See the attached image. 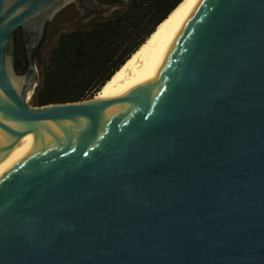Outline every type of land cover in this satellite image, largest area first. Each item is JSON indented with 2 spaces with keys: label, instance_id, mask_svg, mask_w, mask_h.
Listing matches in <instances>:
<instances>
[{
  "label": "water",
  "instance_id": "water-1",
  "mask_svg": "<svg viewBox=\"0 0 264 264\" xmlns=\"http://www.w3.org/2000/svg\"><path fill=\"white\" fill-rule=\"evenodd\" d=\"M72 1L0 0V264H264V0H191L94 98L33 106Z\"/></svg>",
  "mask_w": 264,
  "mask_h": 264
},
{
  "label": "trees",
  "instance_id": "trees-1",
  "mask_svg": "<svg viewBox=\"0 0 264 264\" xmlns=\"http://www.w3.org/2000/svg\"><path fill=\"white\" fill-rule=\"evenodd\" d=\"M181 1L129 0L113 17L87 29L62 33L39 72L30 104L94 98Z\"/></svg>",
  "mask_w": 264,
  "mask_h": 264
},
{
  "label": "rangeland",
  "instance_id": "rangeland-1",
  "mask_svg": "<svg viewBox=\"0 0 264 264\" xmlns=\"http://www.w3.org/2000/svg\"><path fill=\"white\" fill-rule=\"evenodd\" d=\"M83 1L88 6L87 8L80 7L76 2H72L71 4L67 5L64 9L60 10L52 19V21L47 24L45 28V35L40 45L39 53L36 60L38 72H40L41 68L46 65L51 51L56 45L61 33L82 27L83 25H85L84 21L86 19H89L90 22H94L98 19H105L110 16L113 17V15H115L119 10L126 7L129 0H125L127 3L124 4L122 8H118V6L115 10L109 11L107 13V16L103 15V9L97 11L96 3L88 2L87 0ZM93 12H96V15H91V13ZM100 13L102 14L100 15ZM32 96L33 94L29 97V102L32 100Z\"/></svg>",
  "mask_w": 264,
  "mask_h": 264
},
{
  "label": "bare ground",
  "instance_id": "bare-ground-1",
  "mask_svg": "<svg viewBox=\"0 0 264 264\" xmlns=\"http://www.w3.org/2000/svg\"><path fill=\"white\" fill-rule=\"evenodd\" d=\"M191 0H182L170 13L169 15L156 27L153 33L147 38V40L141 44V46L130 56V58L146 43L148 42L162 27H164L179 11H181ZM128 58L126 62L130 59ZM125 62V63H126ZM124 63V64H125ZM123 64V65H124ZM122 65V66H123ZM121 66V67H122ZM120 67V68H121ZM119 68V69H120ZM118 69V70H119ZM117 70V71H118ZM37 142V134L29 133L25 135L19 144L9 154V166H12L19 161L25 154H27Z\"/></svg>",
  "mask_w": 264,
  "mask_h": 264
},
{
  "label": "flooded vegetation",
  "instance_id": "flooded-vegetation-1",
  "mask_svg": "<svg viewBox=\"0 0 264 264\" xmlns=\"http://www.w3.org/2000/svg\"><path fill=\"white\" fill-rule=\"evenodd\" d=\"M88 2H94V3H96L97 4V11H99V10H102L103 9V15L104 16H107V13L109 12V11H113V10H115L118 6V8H122V6H124V4H126L127 2V0L125 1V0H87ZM125 1V2H124ZM72 2H76L80 7H88L86 4H85V2L83 1V0H74V1H72ZM72 2H70V3H68L67 5H69V4H71ZM67 5H65L63 8H61L60 10H62V9H64ZM121 6V7H120ZM85 9V8H84ZM60 10H58L56 13H55V15L60 11ZM96 11V12H97ZM96 12H93V13H91V15H96ZM102 13H100V15H101ZM55 15L53 16V18L55 17ZM111 17V16H110ZM110 17H108V18H110ZM52 18V19H53ZM108 18H105V19H108ZM52 19L50 20V21H52ZM102 19H98V20H96V21H89V19H86L85 21H84V23H85V25H83L82 27H80V28H77V29H74V30H71V31H67V32H64V33H72V32H75V31H77V30H80V29H87V28H89V27H92V26H94L95 24H97L99 21H101ZM49 21V22H50ZM48 22V23H49ZM19 32L21 33V35H20V46H21V50H22V53H23V55H24V64H23V66L22 67H20V68H25L26 69V66H27V57H26V54H25V48H24V42H23V38H22V31H21V29H18L17 31H16V42H17V38H18V40H19V37H17L18 35H19ZM62 34V33H61ZM59 39V38H58ZM42 41H43V39H42ZM42 41L40 42V45H41V43H42ZM58 41V40H57ZM17 44V43H16ZM40 45H39V48H40ZM39 48H38V52H37V56H38V53H39ZM17 51H18V53H17V55L19 56V54H20V51H19V48H18V45H17ZM36 60H37V58H36ZM26 62V63H25ZM17 68H18V66H17Z\"/></svg>",
  "mask_w": 264,
  "mask_h": 264
}]
</instances>
